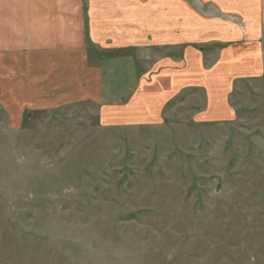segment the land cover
Here are the masks:
<instances>
[{"label":"rangeland","instance_id":"374dc122","mask_svg":"<svg viewBox=\"0 0 264 264\" xmlns=\"http://www.w3.org/2000/svg\"><path fill=\"white\" fill-rule=\"evenodd\" d=\"M118 82L104 112L3 90L0 264H264V77L230 114L188 89L134 118Z\"/></svg>","mask_w":264,"mask_h":264},{"label":"crops","instance_id":"0c3cea01","mask_svg":"<svg viewBox=\"0 0 264 264\" xmlns=\"http://www.w3.org/2000/svg\"><path fill=\"white\" fill-rule=\"evenodd\" d=\"M117 77L115 94L128 99L123 115L131 118L188 89L230 114L237 84L264 77V0H0L6 102L104 112Z\"/></svg>","mask_w":264,"mask_h":264}]
</instances>
